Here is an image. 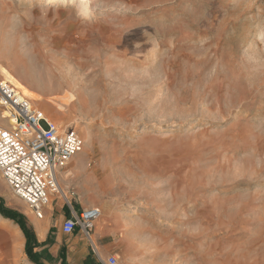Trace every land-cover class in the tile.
Returning <instances> with one entry per match:
<instances>
[{
    "label": "rangeland",
    "instance_id": "obj_1",
    "mask_svg": "<svg viewBox=\"0 0 264 264\" xmlns=\"http://www.w3.org/2000/svg\"><path fill=\"white\" fill-rule=\"evenodd\" d=\"M94 6L84 23L71 8L0 0V63L43 96L28 98L34 107L90 141L58 174L68 197L52 204L47 244L94 251L81 233L58 237L59 214L88 201L101 209L103 197L91 237H123L111 241L118 264H264V0ZM65 78L77 82L73 102L54 90ZM0 178V210L29 226L34 216ZM12 242L0 234L2 257Z\"/></svg>",
    "mask_w": 264,
    "mask_h": 264
},
{
    "label": "built area",
    "instance_id": "obj_2",
    "mask_svg": "<svg viewBox=\"0 0 264 264\" xmlns=\"http://www.w3.org/2000/svg\"><path fill=\"white\" fill-rule=\"evenodd\" d=\"M82 139L33 106L0 74V174L11 193L41 220L50 196L59 194L58 173L81 152ZM99 208L69 210L60 225L63 235L81 233L89 242ZM101 264H118L115 255Z\"/></svg>",
    "mask_w": 264,
    "mask_h": 264
},
{
    "label": "crops",
    "instance_id": "obj_3",
    "mask_svg": "<svg viewBox=\"0 0 264 264\" xmlns=\"http://www.w3.org/2000/svg\"><path fill=\"white\" fill-rule=\"evenodd\" d=\"M76 157H80V156H76ZM75 158L73 160H75ZM75 169H76L77 173L84 171L85 170V163L82 162V163L78 164V166H76ZM57 195H59V194H53L50 196L49 203L44 210L43 217L41 220H38L35 217H34L35 219H32L31 217L27 218L29 226L34 231L37 243L42 245L37 250L38 251H43V250L47 251L49 253V255H51L55 259L54 264H62V259H63V264H101L97 258V257H99L98 255H100L101 257H105V258L109 255H115V249L116 248L114 247L113 244L117 245V243H112L111 241L123 239V237L122 238H119V237L115 238V233L102 234V233H98L95 231L94 232V235H95L94 239L96 240V245L98 247V250L94 249V251L92 250L91 253L81 243H71L70 245L68 244L66 246L61 245V242L58 240V238H54V242H52V245H48V244L43 245V243L46 242L48 235L50 238V234H49V232H50V217H51V214L53 211L52 204H53L54 200L56 199ZM60 197H62V196H60ZM77 204H78V208H77L78 211L93 207V205H94L92 202H89V201L84 202V203H77ZM54 208H56V210L60 212L62 207L61 206L60 207L55 206ZM69 209L73 210V207L71 205H70V207H69V205H67V207L64 208V211L60 212V214H59V233H58L59 236L58 237L66 236V235H63L60 231V225H61L60 222H62L64 217L66 215H68ZM25 215H26V213H25ZM0 218L7 220V221H11V220L5 219L1 216H0ZM98 220L95 222L94 227L97 224ZM11 224L12 225L14 224L13 226H17L16 228H18L20 231L21 246L18 248H15V244H14V250L12 252L10 251L9 254L5 253L4 257H2L3 255H1L2 253H0V264H34L33 262H31L29 260V258L25 254V237H24L22 231L20 230L19 226L17 224H15L13 221H11ZM115 226H116V224H114L113 227L115 228ZM77 234H75V235H77ZM1 236L3 239H10L9 237H7L5 235H1ZM71 236H74V235H70L68 237H71ZM58 252H60V254H61V256L59 258H57ZM92 254L95 255L96 259H94V257H92L93 256ZM43 263L44 264H51V263H48L46 261H43Z\"/></svg>",
    "mask_w": 264,
    "mask_h": 264
},
{
    "label": "bare ground",
    "instance_id": "obj_4",
    "mask_svg": "<svg viewBox=\"0 0 264 264\" xmlns=\"http://www.w3.org/2000/svg\"><path fill=\"white\" fill-rule=\"evenodd\" d=\"M260 30V28H259ZM259 32V31H258ZM9 39V38H8ZM12 40V38H10ZM14 39V38H13ZM9 40V41H11ZM21 40V39H20ZM10 43V42H9ZM11 44V43H10ZM3 56V54H2ZM30 71V70H29ZM32 72H30L31 74ZM0 74L4 77V79H6L7 81H9L16 89H18V91H20L25 97L29 98L30 100H32L33 102H40V101H45L43 96L40 95L38 92L36 91H32L30 90L29 88H27L22 82H20L12 73L11 71L3 66L1 63H0ZM29 75V74H28ZM64 76V75H63ZM32 77V76H31ZM79 78V77H78ZM29 79V78H28ZM72 80V81H71ZM71 80H68V79H64V81H62V84L61 86L60 85H57V88L55 87L54 90H63L65 93H66V96L64 97V99L66 98V101L68 102H73L77 99V96H78V92L77 91V82L73 79ZM79 80V79H78ZM80 81V80H79ZM78 81V82H79ZM38 83V82H37ZM41 83V82H40ZM39 84V83H38ZM53 84V83H52ZM45 85V84H44ZM53 86V85H52ZM46 87V86H45ZM79 87V86H78ZM41 88V87H40ZM39 88V89H40ZM51 88V86H50ZM54 88V87H53ZM52 88V89H53ZM38 89V88H37ZM45 89V88H44ZM48 89V88H47ZM52 89L50 91H52ZM53 90V91H54ZM45 92V91H44ZM54 100V99H53ZM48 101H49V98H48ZM64 102H66L65 100H63ZM46 102V101H45ZM50 102V101H49ZM48 103V102H47ZM53 103V101H52ZM60 104V103H59ZM67 104V102L65 103ZM57 105V104H56ZM61 106L62 105H58L57 107H59L61 109ZM51 109V108H50ZM49 110V109H48ZM45 115V114H44ZM47 118H48V115H45ZM49 119V118H48ZM64 128V127H63ZM89 138L85 139L84 143H83V146H82V149H81V152L78 153L76 156H81L83 154H85V150H86V145L88 144L89 145V142L88 141ZM88 142V143H87ZM75 156V157H76ZM73 157L72 160L75 158ZM99 167H100V173L98 176H103L101 180L98 181L97 183V186L99 188H102V189H106V188H109L111 186H113V178H108V175L112 172V166L108 163V161L106 160V158H103L101 164H99ZM69 175V174H68ZM67 175V176H68ZM60 182V181H59ZM57 181V189L59 190V194L67 199V193L65 192V189L61 186V184ZM0 193H1V190H0ZM102 200H103V208L100 209L101 213L104 212V210H107L109 209V206L107 204V201L105 199H103L102 197ZM14 225V224H13ZM11 224V221H7V220H4L2 218H0V234L1 235H5L9 238L12 239V242L13 244H15V248H18L21 246V239H20V231L18 228H16L17 226H13ZM41 235V234H40ZM10 240V239H9ZM90 242L93 244L94 246V249L95 250H98V247L97 245L95 244L94 242V238L91 237L90 239ZM22 249V248H21ZM134 260V258H133Z\"/></svg>",
    "mask_w": 264,
    "mask_h": 264
},
{
    "label": "clouds",
    "instance_id": "obj_5",
    "mask_svg": "<svg viewBox=\"0 0 264 264\" xmlns=\"http://www.w3.org/2000/svg\"><path fill=\"white\" fill-rule=\"evenodd\" d=\"M41 3L49 10L71 8L78 19L84 23L94 22L98 15V9L94 6V0H41Z\"/></svg>",
    "mask_w": 264,
    "mask_h": 264
},
{
    "label": "trees",
    "instance_id": "obj_6",
    "mask_svg": "<svg viewBox=\"0 0 264 264\" xmlns=\"http://www.w3.org/2000/svg\"><path fill=\"white\" fill-rule=\"evenodd\" d=\"M0 212L3 214V212L1 210H0ZM3 218L9 219L19 226L20 230L22 231V233L25 237V254L29 258V260L31 262H33L34 264H44L43 262L38 260L37 255L34 253V250L39 248L42 245L37 243L36 238H35V234H34V231L32 230V228L25 224L23 218L20 215L3 214ZM48 241H49V235H48V238L46 239V242L43 243V245L47 244ZM43 251L47 252L45 250H43ZM62 264H63V259H62Z\"/></svg>",
    "mask_w": 264,
    "mask_h": 264
}]
</instances>
